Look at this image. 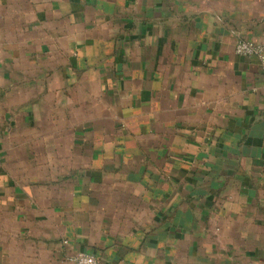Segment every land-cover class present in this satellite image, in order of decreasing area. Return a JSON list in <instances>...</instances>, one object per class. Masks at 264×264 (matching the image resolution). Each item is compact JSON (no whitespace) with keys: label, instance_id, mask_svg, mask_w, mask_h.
Returning a JSON list of instances; mask_svg holds the SVG:
<instances>
[{"label":"crops","instance_id":"crops-1","mask_svg":"<svg viewBox=\"0 0 264 264\" xmlns=\"http://www.w3.org/2000/svg\"><path fill=\"white\" fill-rule=\"evenodd\" d=\"M264 0H0V264H264Z\"/></svg>","mask_w":264,"mask_h":264},{"label":"built area","instance_id":"built-area-1","mask_svg":"<svg viewBox=\"0 0 264 264\" xmlns=\"http://www.w3.org/2000/svg\"><path fill=\"white\" fill-rule=\"evenodd\" d=\"M238 55L255 57L260 62L264 75V44H258L251 40L240 39L235 46ZM68 264H101L99 259L92 254L77 253L66 258Z\"/></svg>","mask_w":264,"mask_h":264}]
</instances>
